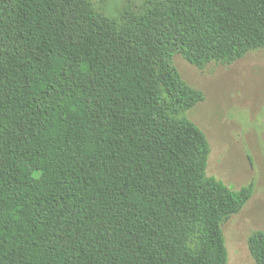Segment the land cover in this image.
<instances>
[{
	"label": "trees",
	"instance_id": "16d2710c",
	"mask_svg": "<svg viewBox=\"0 0 264 264\" xmlns=\"http://www.w3.org/2000/svg\"><path fill=\"white\" fill-rule=\"evenodd\" d=\"M105 1L0 0V264H227L252 185L206 175L173 58L263 48L264 0Z\"/></svg>",
	"mask_w": 264,
	"mask_h": 264
},
{
	"label": "rangeland",
	"instance_id": "374dc122",
	"mask_svg": "<svg viewBox=\"0 0 264 264\" xmlns=\"http://www.w3.org/2000/svg\"><path fill=\"white\" fill-rule=\"evenodd\" d=\"M119 2L106 0L102 7ZM173 62L183 81L204 94L188 117L208 140L206 175L234 191L252 185L250 199L222 231L227 264H255L248 239L264 233V47L230 65L198 69L178 55Z\"/></svg>",
	"mask_w": 264,
	"mask_h": 264
}]
</instances>
